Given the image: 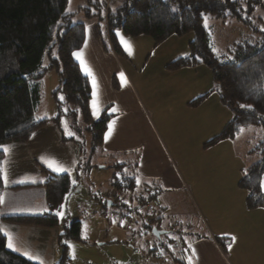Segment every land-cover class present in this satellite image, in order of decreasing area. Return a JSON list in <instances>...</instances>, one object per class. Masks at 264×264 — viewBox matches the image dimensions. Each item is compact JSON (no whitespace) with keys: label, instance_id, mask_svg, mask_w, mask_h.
<instances>
[{"label":"rangeland","instance_id":"obj_1","mask_svg":"<svg viewBox=\"0 0 264 264\" xmlns=\"http://www.w3.org/2000/svg\"><path fill=\"white\" fill-rule=\"evenodd\" d=\"M123 1L111 0V8L115 10ZM103 3L106 6V2ZM80 4L82 3L77 0H71L67 11L77 12ZM84 7H90L96 12L93 5L85 3ZM83 13L85 15L83 11L74 14L73 20L79 22ZM205 18L204 23L213 34V50L216 55L222 54L234 42L255 38V35L250 34L248 25L240 20L228 18L229 21L223 23L213 15H206ZM100 22L105 52L94 51L93 39H87L84 52L87 55L91 53L88 66L98 85L97 105L103 109L108 108L109 114H118L116 117L121 126L120 135L127 138L124 145L130 149L117 153L113 158L103 157L99 149L94 150L91 144V135L86 129L83 115L80 112L77 116L67 115L69 110L76 108L67 103L62 105L65 114L60 120H56L59 110L54 92L59 89L62 80L56 68H48L42 79L41 102L36 114L37 119L46 118L48 123L36 130L33 133L35 135L31 134L27 140L4 144L9 146L10 151L4 154L3 161L10 163L7 166L8 183H4L3 202L0 206V227L3 231L11 233L19 249L15 252H29L38 256L43 264H58L61 260L63 246L60 249L57 241L60 233L66 234L62 243L69 252V261L65 264L153 262L151 257L145 256L148 253L141 243L145 246L147 243L151 248L155 237L141 231L137 224L143 219L142 214L130 210L131 203L138 204L137 198L144 195V189L137 190V187L135 191L127 193L118 191L125 197L118 198L121 201L110 205L109 201L118 200L115 196L112 197L116 193L113 185L115 179L122 181L125 177H135L147 168L166 174L171 168L161 152L167 154L174 168L184 177L192 172L196 175L202 167L203 157L209 155L201 149V146L206 148L203 139L214 129L213 124L218 117H222V113L226 114L225 125L232 118L231 111L222 103L224 110L220 108L215 116L212 113L206 116L197 110L198 104L202 102L200 95L210 92L207 108H218L215 100H220L215 90L212 70L207 64L183 66L184 68L170 66L172 61L180 56L190 55L189 43L194 39L192 32L183 36L173 35L158 43L152 36H131L121 29H116L115 35L111 37L105 26L106 22ZM128 45L131 46V52ZM110 54L116 56L125 73L112 69ZM48 60L47 57L46 65L49 64ZM60 96L63 94H59ZM189 107L192 109L189 110ZM112 109L116 111L113 112ZM69 132L74 135L69 136ZM263 139L262 127L244 128L237 136V149L241 154H249L248 149L251 150ZM159 142L164 150L158 146ZM187 146L200 147L198 154L193 155L194 161L187 153ZM148 158L153 161L148 162ZM246 160L253 162V157L245 155ZM227 161L231 164L230 159ZM227 161L222 162V166ZM47 164L69 169L66 173L70 175L71 181H76L75 184L72 183L73 188L63 204L64 208L59 209L64 212L63 218L58 217L59 223L55 226L20 223L7 219L11 214L40 215L50 211L43 184L50 171H54L47 167ZM35 175L38 176L34 178ZM29 181H35V185H26ZM39 183L41 185H36ZM16 184L22 186L15 187ZM105 196H110V200L108 197L105 199ZM154 205L159 207L158 200H154ZM171 207V212H178L180 218L190 217L186 211L189 205L184 197L173 201ZM120 212L130 214L131 224L124 216H120ZM2 215L4 217H1ZM77 221L81 223V240L69 237L70 228ZM125 222L129 224L128 227H124ZM140 231L141 236L138 235ZM178 234L175 230L163 235V240L174 239ZM56 246L59 249L58 257Z\"/></svg>","mask_w":264,"mask_h":264},{"label":"trees","instance_id":"obj_2","mask_svg":"<svg viewBox=\"0 0 264 264\" xmlns=\"http://www.w3.org/2000/svg\"><path fill=\"white\" fill-rule=\"evenodd\" d=\"M68 4L69 0H0V145L27 140L48 123V119L39 120L36 117L41 101L42 79L48 68H56L62 78L59 89L54 92L59 110L56 120L65 114L62 111L64 103L76 107L69 110L67 115L77 116L80 112L87 124L94 150L103 144L111 115L104 111L98 119L92 116L90 79L71 54L83 47L86 24L73 20L74 14L67 11ZM89 4L95 6V16L106 22L111 37L116 29L131 36L149 35L158 43L173 35L194 34V39L189 43L190 55L177 58L170 66L178 68L207 64L212 70L222 102L232 111L231 120L217 136L206 142V146L224 139H234L246 127L264 129V31L253 16L258 7H264V0H124L115 10L108 3L104 6L100 0L90 1ZM84 9L91 15L90 7ZM206 15L223 20H240L256 36L253 40L237 42L226 52L216 55L211 33L204 23ZM47 57L48 65L45 64ZM59 94H63L64 101L59 99ZM241 105H250L251 108ZM251 153H258L260 160L244 169L239 184L248 191L247 206L258 208L264 203V190L261 187L264 139ZM3 158L4 154H0V161ZM43 185L49 212L10 215L7 219L20 223L57 225L59 218L55 211L65 203V197L73 188L71 177L67 173L50 172ZM113 185L116 193L121 190L122 193L135 191L136 177H125L122 181L116 178ZM4 189V182L0 180V197ZM149 195L147 200L155 198L154 193ZM121 197L125 195L120 193L116 199ZM143 198H137V205L130 202V210L142 214L143 219L137 224L139 228L146 224L148 215L155 212L158 215V207L150 204L146 208L148 211L144 210L146 200ZM120 215L132 222L129 213L120 212ZM80 230L81 223L74 222L69 237L81 240ZM65 235L62 233L60 239ZM61 246L63 254L58 264H65L69 261V252L64 244L61 243ZM155 249H151L152 253ZM0 264H34V261L9 249L6 240L0 237Z\"/></svg>","mask_w":264,"mask_h":264},{"label":"crops","instance_id":"obj_3","mask_svg":"<svg viewBox=\"0 0 264 264\" xmlns=\"http://www.w3.org/2000/svg\"><path fill=\"white\" fill-rule=\"evenodd\" d=\"M77 1L82 3L78 6V11L76 12V10H74L72 12H68L72 14H77L82 11L85 12V15L83 13L82 18H80L79 21L86 24L85 41H87V39H93L95 42L94 51L99 53L100 51L103 52V37L99 26L101 22L98 20L99 18L95 16L96 12H93L92 8H90L91 15L88 14V10L84 9L85 3L89 4L90 1L94 2V0ZM100 1H105L111 8V0ZM253 16L255 17V20H258L260 29H264V7H258ZM88 19H90V21ZM219 21L225 23L229 21V19H219ZM105 26L109 32L107 24ZM248 28L250 30V34L256 36L254 31L249 26ZM211 36L213 37L212 32ZM237 42H234V44ZM86 46L84 43L83 47L77 51L83 52L84 59L88 65L91 53L87 55L84 52ZM230 47H227L224 52H226ZM109 58L111 59L110 66L114 71L125 73V69L122 65H120L114 54H110ZM80 66L83 71V66L81 64ZM89 79L92 86V78L89 77ZM215 90L217 89L215 88ZM200 97H202L203 100L201 99L202 102L198 104L197 110L201 111V113L206 116H209L210 113L215 116L220 111V108L224 110L223 106H226L222 102L220 95V100H215V104L218 103V108H207L206 105L210 99V92L200 95ZM92 99L93 97H91V100ZM221 103L223 105L222 107ZM107 109L108 108L103 109L96 105L95 110L99 112L100 117L104 111H107ZM190 109H192V107H189V110ZM90 110L93 118L98 119L95 115H93L94 109L91 106V101ZM110 115L111 118L109 120V124H113L114 122L112 134L111 136L106 135L109 131L108 127L104 134L103 144L99 148L100 154L105 158H113L117 153H124L130 149H127L124 145L127 138L120 135L119 130L121 129V126L116 117L118 114L114 113ZM225 116L226 114L222 113V117H218L217 121L214 122V129L209 132L207 138L203 139V141H205L204 144L211 140L212 137H214L213 135H217L223 130L222 128H224L225 125ZM241 132L239 134H241ZM237 136L234 139L221 140L215 144L206 146L204 149L201 146V149L204 150L203 152H208L209 155L203 157L204 160L202 162V167L196 175L192 172L184 177L182 173L174 168V165L169 160L167 154L162 152L161 154L163 155V159H165L171 168L166 174L154 171L150 168L141 170L139 174H136L137 190L144 189L143 199L146 200L143 206L144 210H147L146 208L149 207V204L155 206L154 200H158L159 207L157 210L159 221L157 223V228L167 231V233L161 235V238H157L152 231L151 233L145 232L146 234H152V236L155 237L154 242H152L153 244L159 242V239H161V242L167 246L166 251L155 249L156 253H152L153 250H151L152 248H149L147 243L146 246L144 243H141L145 247L144 250L148 253L145 256L151 257L152 260H154L153 262L146 264H189V259H191L192 264H264V203L258 208H249L247 206L248 191L239 184L240 179L243 176L244 169L250 164L258 161L256 160L257 158L260 160V155L258 153H251L253 148L251 150L248 149L249 154H244L252 156L253 162H249V160L245 161V155L241 154V152L237 149ZM158 146L164 150V147L161 146L160 142L158 143ZM199 150L200 147L198 146H187V153L190 156V159L194 161L193 155L194 153L198 154ZM213 150L216 151L211 153ZM227 159L231 160V164H228ZM147 160L148 162L153 161L152 158H148ZM224 161H227V163L222 166V162ZM132 174L135 175L134 172ZM37 176L38 175H35L33 177L35 178ZM36 181L38 180L36 179ZM34 182L35 181H29V184L26 185L34 186ZM262 182H264V176ZM19 186L22 185H15V187ZM146 193H148V195L154 193V200H147L150 195L148 197ZM182 197L187 199L189 208L186 209V211L190 214L189 218L186 216V218L183 219L180 218V214L178 212H176L177 214H174L175 212H171L173 208H170V204L177 198ZM108 200H110V196L108 197ZM133 204L135 203L133 202ZM1 217H4V215ZM175 230H177L179 234L175 236L174 239L170 238L163 240V235L170 234ZM233 236L236 237L235 241L232 240ZM60 238L61 233L58 235L57 239L61 249L62 240ZM173 242H177L178 244L177 246H172L171 248L169 244L172 245ZM229 245H231V250H229ZM62 251L60 254H62ZM55 252L58 257L59 249L57 246L55 247Z\"/></svg>","mask_w":264,"mask_h":264},{"label":"snow or ice","instance_id":"obj_4","mask_svg":"<svg viewBox=\"0 0 264 264\" xmlns=\"http://www.w3.org/2000/svg\"><path fill=\"white\" fill-rule=\"evenodd\" d=\"M69 3H71V0H69ZM261 30L264 31V29H261ZM84 43H85V46H86L87 41H85ZM127 47H128L129 52H131V46L128 45ZM71 54L83 66V71H84L85 75H87V76H89V77L92 78V86H93L92 97H93V99L91 100V106L94 109L93 115H95L97 118H99V112L95 110L96 109V105H97V99H96V97H97V91H96V89L98 88L97 82L95 80V76H94L91 68L87 65V63H86V61L84 59V54H83L82 51H74ZM59 99L61 101H63L64 100V97L63 96H60ZM241 107L251 108L250 105H247V106L246 105H241ZM112 111L114 112V111H116V109H112ZM113 124H114V122H113ZM113 124H109V126H108L109 127V131L106 134L107 136H111ZM33 135H35V134H33ZM68 135L69 136H72L74 134L71 133V132H69ZM9 151H10L9 146L0 145V154H5V153H8ZM9 163H10L9 161H0V180H3V182L5 184L8 183V178H9L8 177V171H7V166H8ZM46 166L49 167L52 171L56 172L57 174L66 173V172L69 171V169H67L65 167L53 166L52 164H47ZM72 183L75 184L76 181L73 180ZM261 187L264 188V182H262ZM65 199H67V197H65ZM2 202H3V199H2V197H0V203H2ZM60 208L63 209L64 208V205L62 204L60 206ZM44 211H48V209H44ZM55 214L58 217H61V218H63V216H64V212L61 211V210H59V209L56 211ZM0 237L4 238L6 240V246L9 249H11L13 251H18L19 250L16 247V244L14 242V239H13L11 233L10 232L3 231V228L2 227H0ZM86 238L87 237H85V239ZM232 240L235 241L236 240V237L233 236L232 237ZM65 243H67V241H65ZM228 247H229V250H231V245H229ZM21 254L24 255V256H26L29 260L34 261V264H43V261L40 260L38 256H33L29 252H23ZM189 264H192L191 259H189Z\"/></svg>","mask_w":264,"mask_h":264},{"label":"built area","instance_id":"obj_5","mask_svg":"<svg viewBox=\"0 0 264 264\" xmlns=\"http://www.w3.org/2000/svg\"><path fill=\"white\" fill-rule=\"evenodd\" d=\"M118 195H120V193L119 192H117V193H115L112 197H116V196H118ZM108 196H105V199L107 198ZM125 220H127V219H125ZM158 221H159V217H158V215H157V213L155 212V213H153V215H148V217H147V220H146V224L144 225V226H142V228H140L141 229V231L143 232V233H151V231H152V229L154 228V227H157V223H158ZM127 222L128 223H130V219L128 218V220H127ZM128 223H123V225H124V227H128L129 226V224ZM131 224V223H130ZM138 232V235L140 236L141 234H142V232ZM177 242H173L172 243V245L171 244H169L170 246H171V248H172V246H177ZM151 248H156V249H158V250H160V251H166L167 250V246H166V244H164L163 242H161V241H159V242H157V243H154L153 245H152V247Z\"/></svg>","mask_w":264,"mask_h":264},{"label":"water","instance_id":"obj_6","mask_svg":"<svg viewBox=\"0 0 264 264\" xmlns=\"http://www.w3.org/2000/svg\"><path fill=\"white\" fill-rule=\"evenodd\" d=\"M108 203H109L110 205L113 204L112 201H109ZM152 233H153L157 238H161V235L167 233V231H166V230H160V229H158L157 227H154V228L152 229Z\"/></svg>","mask_w":264,"mask_h":264}]
</instances>
